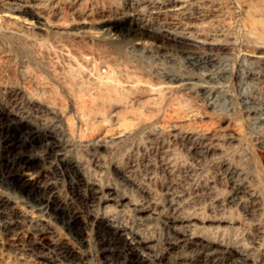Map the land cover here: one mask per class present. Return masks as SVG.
Instances as JSON below:
<instances>
[{
	"label": "bare ground",
	"instance_id": "1",
	"mask_svg": "<svg viewBox=\"0 0 264 264\" xmlns=\"http://www.w3.org/2000/svg\"><path fill=\"white\" fill-rule=\"evenodd\" d=\"M183 1L185 0L177 2ZM194 1L196 4L187 3V7H184L186 5L181 6L180 9H175L176 11H171L170 4L161 2L162 11L155 12L156 15L161 19L173 18L176 21V23H168L170 26L167 25L168 29L163 30L165 33H162L154 27V22L150 23L145 18L146 16L143 17L138 12L136 15L126 18L112 17L107 21L97 23L93 29L84 30L85 28L72 27L71 25L66 30H61L62 28H57V22L55 23L52 19H59L63 13L62 9L64 8L62 5L60 7L57 0L43 5L28 0H0L1 8L15 14L31 16L36 25L35 35L11 32L3 36L16 45L14 50L17 49L28 59L23 64L32 67V69L20 71V85L12 86L5 80L8 71H16L17 62L14 63L16 65H12V61H3L6 57L7 59L11 57V54L8 57L7 50L6 55L4 53L2 55V52L0 54L2 58L0 61V93L7 90L9 100L15 106L14 108L11 106L13 109H10L3 102L0 103V187L18 192L24 198L23 202L29 203L39 213L37 218L31 216L33 219L28 215L31 220L26 221L34 227L35 238L25 246L16 245L21 251L46 259L50 264H56V257H61L69 263H84L87 260V255L83 252L60 247L59 242V244H52L50 248H47L43 243L54 223H60L81 244H83L82 237L86 230H93L96 237L97 253L106 264H251L253 258L246 250L240 249V246L226 244L224 240L219 239L217 234L215 236V234L207 235L205 232H195L198 225L195 216H187V218L170 216L167 222L169 229V233H167L170 236L168 235L169 238L162 245L154 238L142 234L135 225L122 222L120 212L132 205L131 201L112 186L104 188L97 181L88 177L86 163L73 156V151L79 146H83L82 139L76 135L67 113L57 105L59 97H56L55 90L58 88V92L61 89L68 95L67 98H70L72 112L75 113L80 127L85 125L84 130L90 122L101 119L105 106L112 103L126 109L128 115L138 119L141 127H147L159 115L158 104L162 96L177 101L176 104H181L180 102L194 97L205 100L208 93L212 94L218 91V88L205 85L215 80L211 70L208 71H211V74H204L201 78L200 81H203L204 84L196 82L199 79L195 73L196 77L189 75L185 78H176L178 80L174 81L168 80L169 83L160 81L161 83L155 84L152 80V83L144 80L147 78V74L146 77L138 76L143 72H139L135 66L129 64L126 56L127 51L125 55L122 54L124 46L133 51L143 49L150 55L158 53L166 56V53L177 52L189 57L190 62H188L191 67L197 66L204 69L219 65L220 57L214 53H227L243 47L239 51L241 59L237 68L234 66L232 69L231 75L238 82L245 72L244 67L247 62L258 63L262 66L261 68H264V0H261L262 2L256 0L257 4H254L253 1V6H247L250 16L246 22V33L239 34L236 33L237 31H233L234 34L227 35L228 32H225L226 35L223 33L219 37L214 33V35L206 33L207 30L197 28L193 23L195 17L192 13V10L200 11L202 5L215 4L217 0ZM65 2L67 3V0ZM138 4L134 2L130 3V6L136 10ZM178 6L180 4L176 5L177 8H179ZM163 8L166 10L163 11ZM169 28L183 29L188 36L171 33ZM195 34L197 38L192 37ZM201 49L208 50L210 53L204 51L206 53L204 55L200 52ZM218 68L216 69L218 70ZM225 70L218 72V77L223 80L228 73V69ZM150 74L149 76H151ZM257 74L246 75L247 78H254ZM226 79L229 80V76ZM177 94L180 96H176ZM141 97L146 98L143 103L146 111V114L143 113L144 115L136 114L134 111L136 102ZM183 105L185 106V104ZM251 110H246L249 116L254 113ZM175 131L177 134L173 139L189 144L190 149L198 155L206 156L216 153L214 152L216 147L196 143L199 135L196 136L197 132L193 134L178 132V129ZM209 140L212 141V139ZM124 141L125 135L118 133L110 141L105 138V140L95 143L93 152L95 155L98 153L110 154ZM208 143L212 144V142ZM258 143L264 147V136L258 140ZM218 144L216 143V145ZM218 147L220 146L218 145ZM58 163L64 164L65 171L69 176V196L68 199L64 197L66 200H63L57 191L55 190V192L48 184L51 179V169L56 168ZM228 171L234 182L233 188H235L233 189L235 194L231 199L232 202L236 203L243 198H250L257 210L263 212L264 196L260 191H257L251 175L244 168L238 166L229 165ZM153 214H156L155 211L139 208V225L145 223V217ZM26 216L19 211L16 201L0 194V235L2 237L17 235L18 229H22L25 225ZM44 216L45 218H43ZM225 219L214 220L213 223L217 225L215 228L219 229L226 223L228 227L233 228L231 225H234V221L230 219L232 222H227L228 220ZM27 225L29 224L27 223ZM257 225L259 235L264 239V224Z\"/></svg>",
	"mask_w": 264,
	"mask_h": 264
},
{
	"label": "rangeland",
	"instance_id": "2",
	"mask_svg": "<svg viewBox=\"0 0 264 264\" xmlns=\"http://www.w3.org/2000/svg\"><path fill=\"white\" fill-rule=\"evenodd\" d=\"M28 1L43 5L53 0ZM65 1L66 0H57V2L60 3V7L63 6L62 8H64L62 9L63 13L60 17L61 19L52 18L55 23L57 22V28H62L61 30H66L71 25L72 27L85 28L84 30H88L89 28L93 29L97 23L107 21L112 17L117 16L126 18L136 15L138 12V14L143 15V17L146 16L145 18L150 23L154 22V27L162 33H165L163 30L168 29L166 28L168 23H176L173 18H170L171 20H166L156 15L155 12L162 11L161 5L163 2L170 4L171 11H176L184 5H186L184 7H187V3L196 4L194 0H185L183 2H177L179 0H67V3ZM253 1L254 4H257L256 2L258 0H217L215 4L207 3L202 5L200 11L192 10L195 17L193 23L197 28H202V30L205 31L207 30L208 32L206 31V33H211V35L215 34L218 37L223 33L226 35L227 32V35L234 34L236 31V33L244 34L247 30L246 22L250 16L248 7L253 6ZM262 1L259 0V2ZM134 2L137 4L140 3L138 4V8H140H137V11L130 6V3ZM177 4H180V6H178L179 8L176 7ZM165 10L166 9L163 8V11ZM35 26V20L32 19L31 16L15 14L0 7V30H2L0 31V54L2 52V55H6L8 52L7 55L10 57L11 54V59H7L6 57L3 61H12V65L17 64L15 72L8 71L6 73L7 75L5 74V80L12 86L21 84L19 77L21 70L32 69V67L23 64L28 59L17 49L14 50L16 45L3 36L11 32H20V34L24 32L22 33L24 35H35ZM180 30L181 29L173 30L169 28L171 33L180 36H188L185 30ZM178 31L180 34L176 33ZM195 36L197 35L195 34L192 37L197 38ZM124 47V49H122V54L125 55L127 51L128 55L126 54V56L128 57L129 64L135 66L139 72H143L141 74L139 73L138 76L146 77L145 75L147 74V78L144 80L150 81L151 83L153 81V83L156 84L160 81L166 83L168 80L174 81L182 77L185 78V76L189 77V75H196L198 76L197 79H199V81L196 82L204 84L203 81H200L203 75L211 74V71H213L215 80L205 85L218 88V91L212 94L208 93L206 96L207 99H205L206 101L194 97L180 102L181 104H176L177 101L162 96L158 104V109L160 110L156 118V120H158H154L148 124L147 127H141L138 119L128 115L127 110L122 108V106H117L115 103L108 104L105 106L104 114L101 118L102 120H95L93 121L94 123L90 122L89 125H87L89 129L85 127L84 130L85 125H81L80 127L75 113L72 112L70 98H67L68 95L61 91V89H59L61 93V95H59L60 93L57 88L55 90L56 97L61 98L60 101H58V98L57 105L67 113L70 119L69 122H72L71 124L75 129L76 135L80 136L82 139L83 146L81 145L75 149L73 151V156L82 159L86 163L89 178L94 179L104 188L109 185L112 186L121 194L126 195L128 200L131 201L132 205H129L120 212V220L124 223L127 222L130 225H135L142 234L144 233L145 236L154 238L160 245L170 236V234H168L169 229L167 228V222L170 216L174 215L184 218H187V216H195L198 220L195 232H205L207 235L215 234V236L217 234L219 239L224 240L226 244L230 246H240V249L246 250L251 255V258H253L251 259V264H264V239L259 235V225H257L264 224V211H258L250 198H243L236 203L232 202L231 199L235 194V190L233 189L235 188H233L234 182L228 171L229 165L244 168L254 179L257 191H260L261 195L264 196V147H261L258 143V140L264 136V68H261L262 66L258 63L247 62L244 67L245 72H242V77L238 82V80L236 81L233 79L231 75L234 66L235 68L238 66V62L241 59L239 51L242 50L243 47L227 53H214L220 57V62L217 66L219 67L218 70L216 69L217 67H210L209 69L197 66L191 67L189 64V57L182 54L180 55V53L177 52H169L170 54L166 53V56L165 54L158 53H151L150 55L149 52H145L143 49L133 51L127 46ZM201 50L200 52L204 55L210 53L208 50ZM204 51H206V53ZM172 53H174L173 56ZM160 55L164 56L161 57ZM1 59L0 56V61H2ZM25 66L26 68H24ZM225 69H228L226 78L229 76V80L226 78L223 80L218 77V72ZM209 70L211 71L208 72ZM251 72L253 74H258L254 78H247V75L252 74ZM149 74L151 76H149ZM155 80L159 81L156 82ZM6 91L7 90H3V92L0 93V103L3 102L4 105L6 104L7 107L13 109L15 106L12 105ZM176 96H180V94ZM185 97L188 98L187 95H185ZM145 99L146 98L141 97L140 100L136 102V106L134 107L136 114H146L143 107ZM182 103L185 104V106ZM111 105L114 107L112 108ZM11 106L13 108H11ZM247 109H252L251 111H254L251 115L252 117L247 114ZM175 129H178V132L183 131L193 134L197 132L196 136L199 135L197 136L198 140H196V143L202 145L206 144L207 146L210 145V147L214 148L216 147L214 152L217 154H208L206 156L198 155L190 149L189 144L173 139L174 135L177 134ZM118 133H123V135H125V141L116 147L112 153L94 154L93 145L95 143L99 140H105V138L110 141L113 136H117ZM208 138L212 139V141ZM208 142H212V144ZM216 143H219L218 145L220 147H218ZM165 145L166 147H164ZM96 157H99V160ZM51 171L53 174L51 173V179L48 184H50L54 191H57L63 200H66L65 198L68 199L69 176L65 171L64 164H56V168H52ZM2 188L3 187H0V194L11 197L16 201V206L19 211L24 213L25 216L27 215V218L28 215L31 219L39 216L35 208L30 206L29 203L23 202L24 198H22L21 194L6 187ZM139 208H147L156 213L149 217H145V223L141 226L139 225L140 220H138ZM31 216H33V218ZM255 216H258L259 219L258 217L255 219ZM27 218L24 220V227L18 229L17 235L14 237L4 238L0 235V264H50L48 260L33 254L24 253L16 246L18 244L25 246L35 238L33 234L35 233V229L27 222L31 219ZM43 218H45V216ZM224 218H226V221L228 220L227 222L231 220L234 221V225H231L233 228L228 227L226 223L222 225L221 228L216 229L215 227L217 225L213 223L214 220ZM27 223L29 225H27ZM61 225L60 223H54L50 233L46 235L43 243L47 248H50L54 243H60V247H66L67 249L69 248V250L72 249L73 251L86 254L87 260L81 264H106L97 253L96 237L93 230H86L82 237L83 244H81L65 226L62 227ZM260 244H262V246H260ZM243 246L244 248H242ZM55 262L56 264H79L69 263L65 259H61V257H56Z\"/></svg>",
	"mask_w": 264,
	"mask_h": 264
}]
</instances>
